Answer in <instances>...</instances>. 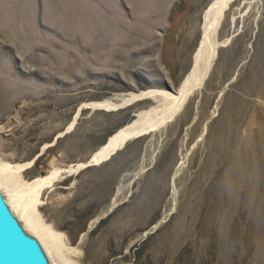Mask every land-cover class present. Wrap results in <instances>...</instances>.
I'll list each match as a JSON object with an SVG mask.
<instances>
[{"label":"rangeland","instance_id":"374dc122","mask_svg":"<svg viewBox=\"0 0 264 264\" xmlns=\"http://www.w3.org/2000/svg\"><path fill=\"white\" fill-rule=\"evenodd\" d=\"M213 1L0 0V163L59 170L35 206L53 264H264V0L229 3L161 119ZM143 113L163 125L77 169Z\"/></svg>","mask_w":264,"mask_h":264},{"label":"bare ground","instance_id":"6f19581e","mask_svg":"<svg viewBox=\"0 0 264 264\" xmlns=\"http://www.w3.org/2000/svg\"><path fill=\"white\" fill-rule=\"evenodd\" d=\"M231 1L232 0H214L205 11L203 20V36L194 57L192 69L187 78L181 84L177 96L173 98L172 104L169 108L170 111H168V114L161 117V119L172 116L173 112L175 113L176 110L179 109L186 96L193 89H195V87H198L206 77L216 54L214 35L223 17V13ZM101 105L106 107L114 106V104L110 101H105ZM139 118L145 119L147 124L139 122L129 124L127 127L124 126L125 128L122 127L109 138V141L101 149H99V151H97L93 157L96 159H101V156L108 152L113 146L117 145L118 142L123 143L128 136L130 137L132 134H134V130L135 132L143 131L146 128L155 125L157 120L159 121V119L155 120V117H148V114H141ZM20 168L22 167L15 166L11 168L10 166L0 163V180L8 186L9 195L12 198L15 207L24 220L28 223V225H30L38 233L40 232L39 230L43 231L52 241L54 236L48 231L47 226H45L38 219L35 212V206L42 188L50 185L58 177L59 170H52L47 176L36 179L34 183L21 186L20 184H22V182L12 179V176L10 175L11 173H15L17 175ZM39 234L44 236V234L41 232ZM63 261V264L70 263H68L65 259H63Z\"/></svg>","mask_w":264,"mask_h":264},{"label":"water","instance_id":"95a60500","mask_svg":"<svg viewBox=\"0 0 264 264\" xmlns=\"http://www.w3.org/2000/svg\"><path fill=\"white\" fill-rule=\"evenodd\" d=\"M219 45L220 42L217 41L216 49ZM163 123L157 127L162 126ZM154 128L135 132L128 139L138 137ZM118 147L110 151L105 158L109 157ZM103 159L96 160L91 157L76 167L77 169L87 167ZM45 241L46 237L34 231L20 215L9 195L8 186L0 180V264H53L45 247Z\"/></svg>","mask_w":264,"mask_h":264}]
</instances>
